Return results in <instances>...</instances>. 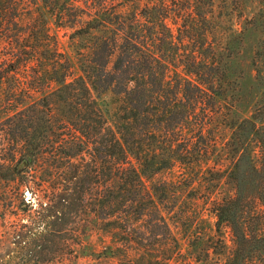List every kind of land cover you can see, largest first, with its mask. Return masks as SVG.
<instances>
[{
    "label": "trees",
    "instance_id": "16d2710c",
    "mask_svg": "<svg viewBox=\"0 0 264 264\" xmlns=\"http://www.w3.org/2000/svg\"><path fill=\"white\" fill-rule=\"evenodd\" d=\"M224 5L260 38L263 87L264 0ZM52 24L72 29L75 57ZM222 28L214 0H0V222L17 207L27 219L0 240V264H61L93 230L122 245L104 258L171 264L175 195L156 177L176 166L232 189L207 196L206 253L264 264V96L241 119L245 32Z\"/></svg>",
    "mask_w": 264,
    "mask_h": 264
},
{
    "label": "rangeland",
    "instance_id": "374dc122",
    "mask_svg": "<svg viewBox=\"0 0 264 264\" xmlns=\"http://www.w3.org/2000/svg\"><path fill=\"white\" fill-rule=\"evenodd\" d=\"M216 6V14L219 15V21L223 24V29L226 31L229 28L238 33L245 32L244 41L245 47L240 54V86L238 91V110L241 119L249 118L256 107L259 105V100L264 96V86H260L256 81V71L252 65L255 50L258 47L257 34L253 29L245 30L244 20L237 17L228 5L225 8L224 4H231V0H214ZM27 21V20H26ZM51 32L55 34L60 42V48L72 58L75 57L73 48L70 43V35L72 29L68 27H57L51 25ZM3 45L0 44V57L3 51ZM180 72L181 69H178ZM30 71L27 74L31 76ZM175 69L169 66V75L174 76ZM25 81V77H20ZM20 79L18 82H20ZM4 84L1 90L6 88ZM3 93V92H2ZM107 101L112 97H106ZM117 101L110 104L112 112L116 111L118 106ZM5 119H0V130ZM221 139L228 137V133L221 130L219 133ZM203 175L206 176V173ZM214 176L207 174L206 179L198 177L193 183L191 180H186V175L180 166H176L171 170L165 171L156 177V180L167 182L171 187V191L175 196L168 198V206L173 210L164 211L168 220L169 227L174 237L181 244L180 253L175 255L171 264H223L225 263L229 252L226 255H215L206 253V249L211 244L209 241L205 243L207 234L212 231L216 220L212 213L211 204L207 202V196L220 198L232 192V189L225 183H217ZM27 199H30V194L27 193ZM21 207V206H20ZM18 222L25 223L27 219L25 214L18 210V207L9 213L5 223L0 222V240H4L8 230L16 226ZM95 229L94 226L91 227ZM229 250L233 248V236L228 228L224 229L223 234ZM83 245L76 246V254L66 256L61 264H121L117 258H104L100 255L104 246L113 248H121L122 245L116 241L111 233L105 231H89V235L83 238ZM197 251H196V250ZM135 257L133 264H150L147 261L138 260V253L133 252Z\"/></svg>",
    "mask_w": 264,
    "mask_h": 264
}]
</instances>
